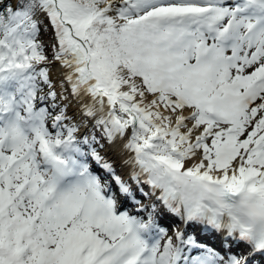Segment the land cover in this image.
I'll list each match as a JSON object with an SVG mask.
<instances>
[{
    "label": "snow or ice",
    "instance_id": "1",
    "mask_svg": "<svg viewBox=\"0 0 264 264\" xmlns=\"http://www.w3.org/2000/svg\"><path fill=\"white\" fill-rule=\"evenodd\" d=\"M0 264H264V0H0Z\"/></svg>",
    "mask_w": 264,
    "mask_h": 264
},
{
    "label": "bare ground",
    "instance_id": "2",
    "mask_svg": "<svg viewBox=\"0 0 264 264\" xmlns=\"http://www.w3.org/2000/svg\"><path fill=\"white\" fill-rule=\"evenodd\" d=\"M202 235H203V234H202ZM204 238L207 240V242H208L209 244H214V243H215L214 238L211 237V236H205Z\"/></svg>",
    "mask_w": 264,
    "mask_h": 264
},
{
    "label": "rangeland",
    "instance_id": "3",
    "mask_svg": "<svg viewBox=\"0 0 264 264\" xmlns=\"http://www.w3.org/2000/svg\"><path fill=\"white\" fill-rule=\"evenodd\" d=\"M41 39L44 40V41H47L48 40V35L47 34H43L41 36Z\"/></svg>",
    "mask_w": 264,
    "mask_h": 264
}]
</instances>
